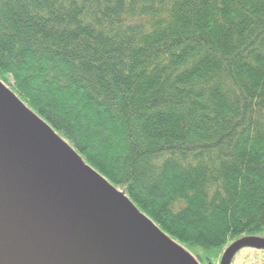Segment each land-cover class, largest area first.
I'll use <instances>...</instances> for the list:
<instances>
[{
  "label": "trees",
  "instance_id": "16d2710c",
  "mask_svg": "<svg viewBox=\"0 0 264 264\" xmlns=\"http://www.w3.org/2000/svg\"><path fill=\"white\" fill-rule=\"evenodd\" d=\"M0 83L196 264L264 240V0H0Z\"/></svg>",
  "mask_w": 264,
  "mask_h": 264
},
{
  "label": "water",
  "instance_id": "95a60500",
  "mask_svg": "<svg viewBox=\"0 0 264 264\" xmlns=\"http://www.w3.org/2000/svg\"><path fill=\"white\" fill-rule=\"evenodd\" d=\"M0 264L196 263L0 83Z\"/></svg>",
  "mask_w": 264,
  "mask_h": 264
},
{
  "label": "rangeland",
  "instance_id": "374dc122",
  "mask_svg": "<svg viewBox=\"0 0 264 264\" xmlns=\"http://www.w3.org/2000/svg\"><path fill=\"white\" fill-rule=\"evenodd\" d=\"M255 255H258L259 258L264 256V253H260V251L254 252L250 249H241L239 253L234 257L231 264H262V262L259 261H252L255 258Z\"/></svg>",
  "mask_w": 264,
  "mask_h": 264
}]
</instances>
